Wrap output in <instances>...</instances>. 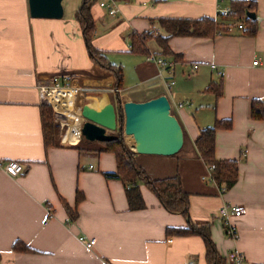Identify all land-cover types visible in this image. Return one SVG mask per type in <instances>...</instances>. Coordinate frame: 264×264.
<instances>
[{
	"label": "crops",
	"instance_id": "0c3cea01",
	"mask_svg": "<svg viewBox=\"0 0 264 264\" xmlns=\"http://www.w3.org/2000/svg\"><path fill=\"white\" fill-rule=\"evenodd\" d=\"M64 1L63 17L47 19L31 17L28 0H0V161L24 167L15 178L0 171V264H207L201 237L165 234L166 228L186 227L189 220L210 224V238L222 257L234 251L246 264H264V121L250 116L252 101H264V0H246L255 3L254 36L242 34L233 19L218 17L230 0H106L115 15L98 0L90 10L92 43L108 63L120 64L122 88L117 90L114 78L89 57L74 20L81 0L74 7H64ZM202 17L227 25V31L211 38L171 37L168 47L180 55L176 62L160 55L155 41L147 44L150 54L175 62L171 74L149 55L131 50L132 32L165 35L160 18ZM53 78L80 91V106L114 104L117 97L122 102L167 97L186 151L172 157L137 154L136 162L151 179L179 176L189 194L188 219L167 212L144 185L145 209L130 211L123 185L103 177L115 171L114 156L82 154L77 124L70 125L71 137L65 138L51 108L63 147L44 146L41 108L47 105L38 84ZM170 80L174 85L168 88ZM219 80V97L204 92ZM222 119H230L231 127L216 132L214 155L238 161V181L226 192L211 180L194 147L201 129ZM78 191L84 198L70 221L61 200L73 208ZM224 206H243L245 213L224 219L219 213ZM81 236L93 238L94 246L86 249ZM17 240L36 252H14Z\"/></svg>",
	"mask_w": 264,
	"mask_h": 264
},
{
	"label": "trees",
	"instance_id": "16d2710c",
	"mask_svg": "<svg viewBox=\"0 0 264 264\" xmlns=\"http://www.w3.org/2000/svg\"><path fill=\"white\" fill-rule=\"evenodd\" d=\"M98 0H81L80 5L75 10L74 20L78 23L82 38L84 40L89 57L94 61L101 73L112 76L115 80V88H122V69L119 65H113L106 61L104 52L99 51L93 46V37L95 32V21L90 12L91 7ZM114 2L129 3L132 0H112ZM107 6V5H106ZM255 3L246 0H230L229 12L218 17L231 18L235 24L242 23L245 31L242 34L254 36L256 33V20L247 17V12H253ZM115 8V7H108ZM116 9V8H115ZM225 16V17H223ZM158 25L164 31L165 35L153 32H144L141 34L132 32L129 35L131 50L138 51L144 55H150L147 44L155 41L160 48V55L172 56L173 60L178 61L180 55L173 54L168 47V40L175 36H195V37H214L218 33L226 32L227 25L218 24L216 19L202 17L198 19L187 18H160L157 20ZM237 24V28H238ZM222 82H210L204 92L213 93L217 98L221 95ZM118 114V125L122 124L121 108L119 100L115 101ZM250 116L253 120L264 121V101L253 100L251 105ZM43 142L45 147H63L58 142V126L53 121L50 107L42 106L41 108ZM231 127L230 119L215 120L211 126L204 127L200 131L199 137L194 142V147L199 157L207 167L213 166L211 180L217 184L221 192L230 190L238 181V161L237 160H218L215 157V134L218 130H227ZM86 143L92 146L82 138V145ZM80 143V150H83ZM99 147H88L85 150L92 152H106L114 156L116 169L114 172L103 173L106 180H118L124 187L125 198L130 211H140L145 209V203L140 193V186H146L158 199L160 205L171 214H180L188 219L189 194L183 191L179 176L151 179L145 171L137 165L136 153L132 152L126 144L121 131L115 133V139L110 142L98 143ZM81 192H76L75 205L73 208L68 206L63 200L61 202L68 211L69 220L74 221L77 218V206L83 200ZM227 226L223 223L225 230ZM166 236L182 237L195 235L201 237L205 247V259L207 264H227L226 256L222 257L210 238V224L200 226L193 225L188 221L186 227H168L165 230ZM14 252H33L23 242L17 240L12 244ZM1 259V258H0Z\"/></svg>",
	"mask_w": 264,
	"mask_h": 264
},
{
	"label": "water",
	"instance_id": "95a60500",
	"mask_svg": "<svg viewBox=\"0 0 264 264\" xmlns=\"http://www.w3.org/2000/svg\"><path fill=\"white\" fill-rule=\"evenodd\" d=\"M63 0H28L30 16L33 18L61 19ZM248 17L254 18L253 13ZM116 100H119L117 97ZM120 102L121 119L115 103L108 101L100 107L83 104L80 115L81 136L88 142L105 143L115 139V133L134 137L127 142L136 154L172 157L179 153L184 144V133L177 118L171 113V105L166 96H159L143 102Z\"/></svg>",
	"mask_w": 264,
	"mask_h": 264
},
{
	"label": "built area",
	"instance_id": "2783aa9c",
	"mask_svg": "<svg viewBox=\"0 0 264 264\" xmlns=\"http://www.w3.org/2000/svg\"><path fill=\"white\" fill-rule=\"evenodd\" d=\"M100 7H108L106 6V0H102L99 3ZM229 12L228 10H225L221 12L222 14H227ZM108 13L110 15H115L116 9L115 8H108ZM238 29H240L242 32L245 31V27L243 25H238ZM156 65H158L162 70L167 71L169 74L172 73L175 63L173 61L160 58L157 56H154L153 54H150L148 56ZM255 62L254 64H256ZM213 67V66H212ZM197 66H193L192 70H196ZM174 85V82L172 80L166 82V86L169 88ZM38 90H39V96L40 100L44 103V105L49 106L54 113L55 119L60 122L61 128H63L64 131V136L65 138L71 137L69 134V130L71 121L73 120L76 121V124H79L81 118H80V108L76 107V104H78V99L80 96V91L74 87H65V86H60L59 84L56 83V79L53 78L51 81L46 82V83H40L38 84ZM70 92L71 95L73 96V109H70L69 103L66 104V100H60L57 95H61L62 92ZM65 95V93H63ZM181 105H179L180 107ZM76 114V115H74ZM68 121H66L68 118ZM78 133H80V127L77 126ZM70 139V138H69ZM211 170H213V166L210 167ZM0 171L4 172L8 176L15 178L19 175H21L24 171V167L17 161L15 160H10L6 162L0 161ZM219 213L224 219H228L230 217L233 218H240L244 213L245 209L243 206H224L219 209ZM227 226V224H226ZM227 232L230 235H233V230L230 227H227ZM80 242L84 245L86 249H91L94 244L95 240L93 238H85L83 236L79 237ZM226 262L227 264H246V260L244 258V255L239 253V252H229L226 255ZM188 264H194V263H188Z\"/></svg>",
	"mask_w": 264,
	"mask_h": 264
},
{
	"label": "rangeland",
	"instance_id": "374dc122",
	"mask_svg": "<svg viewBox=\"0 0 264 264\" xmlns=\"http://www.w3.org/2000/svg\"><path fill=\"white\" fill-rule=\"evenodd\" d=\"M76 1L77 0H65L64 1V7L65 6H70V5H73L74 3H76ZM72 7H74V5L72 6ZM75 7H77V6H75ZM175 63V62H174ZM117 65H120V64H117ZM117 90V89H116ZM121 99H119V101H120ZM79 101H78V104H76V107H79ZM74 115H76V114H74ZM66 118H68L67 116H66ZM69 118H71V116L69 117ZM69 118L66 120V121H68L69 120ZM80 118H81V120H80V122H79V124H77V126H81V124H82V122H83V119H82V117H81V115H80ZM76 123H77V120L76 121H74L73 122V120L71 121V124L73 125V126H75L76 125ZM122 123H123V121H122ZM124 137V136H123ZM124 140H125V137H124ZM126 140H127V137H126ZM126 142V141H125ZM92 144H94V145H92L93 147H95V148H98L99 147V145H98V143H92ZM126 144H127V142H126ZM128 145V144H127ZM92 146H88L86 143H83V145H82V148H83V150H81V152H82V154L83 153H91L92 151H87V150H85L86 148H88V147H92ZM186 149V145H185V147H184V149H183V147H182V149H181V151L178 153V154H181V155H183V153L186 151L185 150ZM94 153V152H93ZM96 153V152H95ZM197 155H198V153H197ZM86 156H92V155H89V154H87ZM199 156V155H198ZM202 160V159H201ZM203 162V161H202ZM207 167V166H206ZM207 169H208V171L209 172H211L212 170L210 169V167H207ZM209 176H211V174L209 173Z\"/></svg>",
	"mask_w": 264,
	"mask_h": 264
},
{
	"label": "bare ground",
	"instance_id": "6f19581e",
	"mask_svg": "<svg viewBox=\"0 0 264 264\" xmlns=\"http://www.w3.org/2000/svg\"><path fill=\"white\" fill-rule=\"evenodd\" d=\"M63 93H65V95L63 94ZM57 97H59L60 98V100H66V104L67 103H69V105H70V109H73L72 107H74L73 106V96L71 95V93L70 92H62L61 93V95H57ZM72 130V129H71ZM127 139L128 140H132L131 142H133V140H134V137L132 136V137H127Z\"/></svg>",
	"mask_w": 264,
	"mask_h": 264
}]
</instances>
